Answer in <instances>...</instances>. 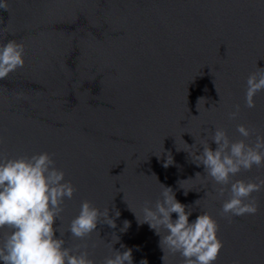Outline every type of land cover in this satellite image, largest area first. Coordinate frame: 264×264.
<instances>
[{"label": "water", "instance_id": "water-1", "mask_svg": "<svg viewBox=\"0 0 264 264\" xmlns=\"http://www.w3.org/2000/svg\"><path fill=\"white\" fill-rule=\"evenodd\" d=\"M7 2L0 27L9 32L0 43L22 42L26 55L23 68L0 80V153H55L77 188L55 228L66 229L86 199L109 208L117 225L102 221L87 241L69 240L70 233L64 239L87 243L102 264L115 234L114 249H131L133 264H164L161 236L139 221L144 202L154 205L163 184L193 212L190 221L203 212L217 219L225 246L215 264H264V191L253 194L255 215L229 222L188 148L215 127L234 140L241 123L264 134V91L255 108L244 99L249 74L264 69V0ZM237 104L240 116L231 120ZM197 148L199 155L203 146ZM257 176L264 178V168L234 179ZM124 221L130 226L121 231ZM181 262L179 254L166 258Z\"/></svg>", "mask_w": 264, "mask_h": 264}, {"label": "clouds", "instance_id": "clouds-1", "mask_svg": "<svg viewBox=\"0 0 264 264\" xmlns=\"http://www.w3.org/2000/svg\"><path fill=\"white\" fill-rule=\"evenodd\" d=\"M0 10L9 11L7 0H0ZM8 32V26L0 27V34ZM25 55L22 42L7 39L0 43V80L23 68ZM257 69L246 80L244 99L245 107L249 109L255 108L254 98L264 91V69ZM22 95L18 94L17 98ZM239 116L240 105L237 104L229 118L237 120ZM204 131L208 136L192 146L186 143L191 149L187 151L198 166L203 165L217 198L222 199L221 216L231 222L234 217L255 215L259 204L253 194L264 191V178H234L254 167L264 168V134L242 123L236 126L240 138L235 140L222 127H215L214 133L210 129ZM252 137L255 139L250 143ZM209 140L216 144L215 149ZM197 145L203 146L199 155L196 154L199 151ZM54 157L55 153L47 151L16 156L0 153V261L3 264H96L87 243L69 244V240L87 241L94 232L99 235L97 226L102 221L113 229L117 227L115 220L109 218V208L101 210L87 199L82 201L78 214L66 229L63 224L58 229L54 227L57 220L63 221L66 201L77 191L66 179V172L57 167ZM168 164L167 161L165 166ZM200 175L197 173L196 178ZM186 208L189 209L176 199L171 187L161 184L160 198L154 205L150 200L145 201L141 208L143 220L137 218L161 236L164 264L169 254H179L181 264H215L225 246L219 237L217 219L211 213L203 212L190 221L193 212ZM173 213L178 218L173 219ZM119 215L117 211L116 216ZM129 226V222L124 221L121 231ZM57 231L60 238L56 236ZM65 233H70L69 240L64 239ZM118 241L119 237L113 234L112 243H105L110 248V255L104 257L102 264H133L131 249L123 252L114 249L113 245ZM141 264H147V261H141ZM233 264H239V261H233Z\"/></svg>", "mask_w": 264, "mask_h": 264}]
</instances>
